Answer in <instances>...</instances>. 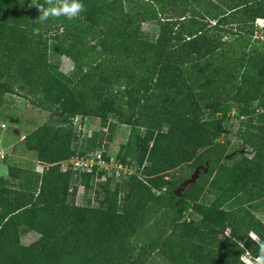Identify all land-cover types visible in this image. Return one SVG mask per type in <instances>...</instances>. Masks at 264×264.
Listing matches in <instances>:
<instances>
[{
  "label": "trees",
  "instance_id": "16d2710c",
  "mask_svg": "<svg viewBox=\"0 0 264 264\" xmlns=\"http://www.w3.org/2000/svg\"><path fill=\"white\" fill-rule=\"evenodd\" d=\"M136 1L140 7L126 12L121 0H82L77 18L40 23L32 0H0V106L5 95H20L57 115L25 137L42 172L10 165L0 179V264H242L243 252L258 254L249 232L264 242V221L250 210L264 203V41L251 42L238 59L213 30L234 24L245 32L264 19V0H154L151 13ZM146 21L158 25L154 39L143 33ZM62 56L73 63L72 78L59 72ZM236 79L229 102L213 89L197 93L202 84ZM202 98L212 99L207 113ZM230 108L242 117L236 138L249 155L216 142ZM76 117L100 121L88 141L92 152L111 141L110 117L130 128L127 145L143 177L115 184L121 207L74 202L73 177L95 171L62 166L76 154L66 123ZM199 167L176 197L188 178L181 170ZM30 232L36 238L24 245Z\"/></svg>",
  "mask_w": 264,
  "mask_h": 264
},
{
  "label": "rangeland",
  "instance_id": "374dc122",
  "mask_svg": "<svg viewBox=\"0 0 264 264\" xmlns=\"http://www.w3.org/2000/svg\"><path fill=\"white\" fill-rule=\"evenodd\" d=\"M215 2L216 0H206ZM229 1V0H223ZM124 11L132 12L137 10L140 5L137 6L136 0H121ZM205 2V0L203 1ZM144 3L148 4L145 9L151 13L156 11L158 8L154 0H145ZM212 12V11H210ZM214 13L216 11H213ZM229 11H227L228 13ZM153 14V13H152ZM258 20L264 21V19H256L252 26L244 25L242 28L245 32L241 30L238 31L234 24H228L213 30L215 34L217 33L218 38L220 37L221 42L230 44L233 50V55L236 58H240L244 52L248 51L249 44L254 41H264V23H258ZM231 21V20H230ZM210 26H214L215 20L210 21ZM158 25L155 21H146L142 23L143 33L149 38L154 39L157 32ZM259 45V43H257ZM264 52V49H261ZM220 51H217L219 54ZM59 72L63 75L72 78L75 74V69L73 63L69 58L64 56L60 57L58 63ZM257 71L256 67L251 68V72L255 74ZM238 84L237 79L233 81H223L218 80L213 85L202 84L197 89V93L202 95L208 90L213 89L216 92V99L221 102H229L230 97L234 92V88ZM211 98L200 99L204 111L207 113V108L211 103ZM257 103H254V108H257ZM255 114L256 120L259 118V113L261 110H257ZM57 118V115L51 112H45L36 106H34L29 99H26L20 95H5L4 103L0 106V179L6 178L7 167L8 166H19L23 168L32 169L38 173L43 170V165L36 158V149L28 148L26 145L25 137L31 136L33 131L37 128H45V125H53L52 120ZM242 119L241 116L233 109L230 108L227 112V117L224 121L225 131L224 133L216 139V142L225 144L227 146L228 153H234L237 151H245L246 155H249L248 150H241V143L236 138V132L238 130L239 122ZM109 133L112 137L111 141L107 143V147L103 148L106 162H117L116 158L123 160L130 166L135 174L139 177H143L141 174V169L134 166L136 161L135 151L133 146H128L127 142L130 137V128L118 124L114 118L110 117L108 121ZM76 134V139L72 143V148L75 153L80 157H85L89 154H93L90 149L89 142L101 129L100 121L97 118H72L67 120ZM264 126V118L262 122ZM142 132V131H141ZM80 151H83L79 154ZM95 161L98 162L97 159ZM65 169L66 167L63 166ZM67 169V168H66ZM94 174L92 178H88L85 175H79L73 177L72 187L75 188L74 202L78 205L90 204L94 207L106 208L116 201L118 207L122 206L123 191L119 190L116 200L114 199L113 191L115 184H121L125 176L115 178L106 172L105 176H97V172L102 169L101 165H96L93 167ZM182 175L187 173L188 178L193 175L191 168H183L180 172ZM199 174L197 176V179ZM187 178V179H188ZM187 187V186H186ZM184 187L181 190V194L186 189ZM97 191V193H95ZM212 198V195L205 189L203 200L208 202ZM251 212L260 220L264 221V203L261 201L255 202L250 206ZM190 210L185 212V217L191 218L188 215ZM36 235L34 233H26L21 237V242L24 245L30 244ZM155 264H163L159 259H154Z\"/></svg>",
  "mask_w": 264,
  "mask_h": 264
},
{
  "label": "clouds",
  "instance_id": "9594fccd",
  "mask_svg": "<svg viewBox=\"0 0 264 264\" xmlns=\"http://www.w3.org/2000/svg\"><path fill=\"white\" fill-rule=\"evenodd\" d=\"M47 7L39 3V0H32L29 8L35 6L39 11L38 21L44 23L49 18L66 17L69 20L75 19L85 10L82 0H45ZM258 23H264L259 21ZM36 31H39L38 29ZM249 237L258 246V254L252 257L250 252H243L240 256L242 264H264V242H261L255 232H249ZM241 248L245 247L242 243Z\"/></svg>",
  "mask_w": 264,
  "mask_h": 264
},
{
  "label": "built area",
  "instance_id": "2783aa9c",
  "mask_svg": "<svg viewBox=\"0 0 264 264\" xmlns=\"http://www.w3.org/2000/svg\"><path fill=\"white\" fill-rule=\"evenodd\" d=\"M260 21V20H259ZM262 21V20H261ZM102 131H106V129H102ZM104 153L103 147L97 148L93 154H89L85 157H80L78 154L71 156L68 160L62 163V166H65L67 169H70L74 173H90L93 170V167L96 165H101V171L110 172L112 176L115 178L131 175L133 171L130 169V166L123 165L119 162H106L102 158V154ZM95 159L98 160L95 161ZM65 168V169H66ZM102 175V176H105Z\"/></svg>",
  "mask_w": 264,
  "mask_h": 264
},
{
  "label": "water",
  "instance_id": "95a60500",
  "mask_svg": "<svg viewBox=\"0 0 264 264\" xmlns=\"http://www.w3.org/2000/svg\"><path fill=\"white\" fill-rule=\"evenodd\" d=\"M200 168H201V167L197 168V169L193 172V175H192L190 178L184 180V181H183L182 183H180V185L175 189L174 194H175L176 197H180V195H181V190H182L184 187H186L187 185H189V184L195 182V180L197 179V176H198V174H199V169H200ZM204 171H206V170H204Z\"/></svg>",
  "mask_w": 264,
  "mask_h": 264
}]
</instances>
